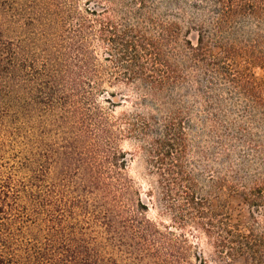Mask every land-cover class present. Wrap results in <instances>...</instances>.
<instances>
[{"label": "trees", "instance_id": "trees-1", "mask_svg": "<svg viewBox=\"0 0 264 264\" xmlns=\"http://www.w3.org/2000/svg\"><path fill=\"white\" fill-rule=\"evenodd\" d=\"M24 8L0 0V141L20 140L25 177L0 172V264H206L188 236L211 263L264 264V0ZM125 140L172 225L147 219Z\"/></svg>", "mask_w": 264, "mask_h": 264}, {"label": "rangeland", "instance_id": "rangeland-1", "mask_svg": "<svg viewBox=\"0 0 264 264\" xmlns=\"http://www.w3.org/2000/svg\"><path fill=\"white\" fill-rule=\"evenodd\" d=\"M11 1V0H10ZM16 5V8H20L22 11H27L24 5L28 3H33L36 0H12ZM18 9V10H20ZM11 32L13 30H10ZM16 33V32H12ZM255 76L259 83L264 84V72L261 70L254 71ZM124 108H119L116 110L117 113L123 111ZM0 141V172L4 174L11 173L15 178L19 180H24V174L19 170V165L22 162L23 147L19 139L9 138L3 144ZM193 146L191 144L190 156H194ZM120 149L127 152V168L126 173L128 177L132 180L134 187L139 192L143 203L147 206L146 217L150 221L162 223L164 225H172L170 216L164 213L161 208L159 201L156 198V191L154 185V177H152L148 171V167L145 164V158L138 154L136 151V145L133 141L125 140L120 143ZM192 159V158H191ZM200 164V165H199ZM197 171L201 174V183L206 182V172L204 171L205 162L200 160V163L194 164ZM152 185V186H151ZM153 187V188H152ZM153 189L155 196L152 200L149 196L150 189ZM156 190V191H155ZM210 206L214 209L222 210L230 223L232 224H244L248 220V209L242 199L238 196L220 194L217 197H212L210 199ZM189 242L196 248L194 253L198 252L201 257L205 260L206 264H214L210 262L208 257V247L207 241L204 237H191L188 236ZM190 261H194L192 256H189ZM231 264H249L247 258H238L231 262Z\"/></svg>", "mask_w": 264, "mask_h": 264}]
</instances>
